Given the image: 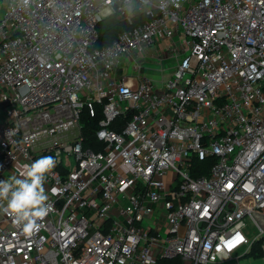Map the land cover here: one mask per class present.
I'll list each match as a JSON object with an SVG mask.
<instances>
[{
    "label": "built area",
    "instance_id": "built-area-1",
    "mask_svg": "<svg viewBox=\"0 0 264 264\" xmlns=\"http://www.w3.org/2000/svg\"><path fill=\"white\" fill-rule=\"evenodd\" d=\"M179 4L0 0V180L41 156L58 160L38 232L0 211V264H239L255 254L264 240V0ZM137 15L148 20L134 25ZM110 16L132 27L97 47ZM155 44L176 61L160 85L139 61ZM99 108L94 150L82 117ZM208 157L209 174L195 176L194 162Z\"/></svg>",
    "mask_w": 264,
    "mask_h": 264
},
{
    "label": "clouds",
    "instance_id": "clouds-1",
    "mask_svg": "<svg viewBox=\"0 0 264 264\" xmlns=\"http://www.w3.org/2000/svg\"><path fill=\"white\" fill-rule=\"evenodd\" d=\"M172 3L180 6L179 0H172ZM57 163L53 156H41L23 164L17 175L0 180V211L11 216L13 223L28 236L40 230V222L51 211L44 184Z\"/></svg>",
    "mask_w": 264,
    "mask_h": 264
},
{
    "label": "trees",
    "instance_id": "trees-1",
    "mask_svg": "<svg viewBox=\"0 0 264 264\" xmlns=\"http://www.w3.org/2000/svg\"><path fill=\"white\" fill-rule=\"evenodd\" d=\"M148 20L147 17L142 15H137L134 25L141 23L143 21ZM132 26L126 22L119 20L116 16H110L105 18L99 23L97 30L99 33V40L96 43L97 47H104L109 45L119 33L124 30L131 28ZM102 117L101 109H98L97 117L93 120H89L86 114H83L82 124L85 136L89 138V147L97 150L99 149V145H97V141H95L94 132L98 128V121ZM215 163V159L213 157L205 158L204 160H196L193 165V173L195 176L205 175L207 176L211 170V167ZM259 250V249H258ZM157 264H184V262L180 258L174 259H162L159 260Z\"/></svg>",
    "mask_w": 264,
    "mask_h": 264
},
{
    "label": "rangeland",
    "instance_id": "rangeland-1",
    "mask_svg": "<svg viewBox=\"0 0 264 264\" xmlns=\"http://www.w3.org/2000/svg\"><path fill=\"white\" fill-rule=\"evenodd\" d=\"M152 48L155 49L156 44L153 45ZM170 53H171V51L169 50V48H166L164 51L162 59H159L158 57H156L152 54L151 55L145 54L146 55L145 59L139 60L140 63L144 67L145 77L149 78L154 83H159L160 81L167 79V77L170 73L169 69L172 68L174 66V64L176 63V61L169 56ZM148 69H150L151 73H147ZM153 69H157V73L151 71ZM126 72H127V70H125V73ZM129 72H130V74H132L131 69L128 71V74H129ZM166 179L167 180L171 179L170 174H169V176L166 177ZM263 242H264V240H262L260 243H258V245L256 247L255 254H252L251 256H248V257L240 258L239 264H264V256H263L261 248H260L261 243H263ZM221 264H237V262L236 261L222 262Z\"/></svg>",
    "mask_w": 264,
    "mask_h": 264
},
{
    "label": "crops",
    "instance_id": "crops-1",
    "mask_svg": "<svg viewBox=\"0 0 264 264\" xmlns=\"http://www.w3.org/2000/svg\"><path fill=\"white\" fill-rule=\"evenodd\" d=\"M162 45H163V46L167 45V42L164 41ZM161 48H162L161 46H158L154 51H151V52H149L148 54H150V55L152 54V55L158 57L159 59H162L163 55L160 54V52H161ZM160 55H161V56H160ZM174 69H175V64H174V66H173L172 68L169 69V70H170V73H169L167 79L171 76L170 74L173 73ZM151 71L157 73V69H153V70H151ZM147 73H151V72H150V69H148V72H147ZM167 79H164V80H162V81H160L159 83H156V84L160 85L161 83H163V82H164L165 80H167Z\"/></svg>",
    "mask_w": 264,
    "mask_h": 264
},
{
    "label": "snow or ice",
    "instance_id": "snow-or-ice-1",
    "mask_svg": "<svg viewBox=\"0 0 264 264\" xmlns=\"http://www.w3.org/2000/svg\"><path fill=\"white\" fill-rule=\"evenodd\" d=\"M230 186V185H229ZM243 238L237 234L231 241L228 242L227 244V247L228 248H232L234 247L236 244L240 243V241L242 240Z\"/></svg>",
    "mask_w": 264,
    "mask_h": 264
}]
</instances>
